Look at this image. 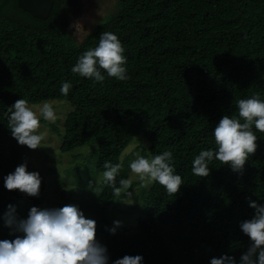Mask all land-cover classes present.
<instances>
[{"label": "trees", "instance_id": "trees-1", "mask_svg": "<svg viewBox=\"0 0 264 264\" xmlns=\"http://www.w3.org/2000/svg\"><path fill=\"white\" fill-rule=\"evenodd\" d=\"M115 6L108 21L77 43L68 31L72 0H54L46 20L22 10L18 0H0V239L22 235L5 224L8 205L18 221L48 198L42 177L35 196L4 187V176L20 163L32 171V148L11 135L8 107L19 98L30 105L62 100L71 105L63 129L47 123L62 140L60 153L92 143L96 172L105 160L120 164L119 186L127 178L122 155L138 142L146 157L171 151L182 178L175 194L157 182L144 190L135 226L121 232L108 230L119 205L110 186L94 201L82 200L79 208L96 221L95 239L106 247L108 264L137 254L143 264H210L222 254L238 261L250 244L240 229L254 211L248 199L264 203V132L253 125L257 147L240 171L213 159L209 174L196 176L191 161L201 149L215 148L212 129L221 116L238 115L236 100L254 93L264 99V0H118ZM103 31L121 41L126 80L93 82L71 72ZM65 80L67 95L59 92Z\"/></svg>", "mask_w": 264, "mask_h": 264}, {"label": "clouds", "instance_id": "clouds-1", "mask_svg": "<svg viewBox=\"0 0 264 264\" xmlns=\"http://www.w3.org/2000/svg\"><path fill=\"white\" fill-rule=\"evenodd\" d=\"M74 35L79 36L81 25L75 22ZM126 56L118 36L111 31H103L94 47L80 54L71 67V72L90 78L93 82H103L105 76L116 80L127 79ZM103 70V71H102ZM70 81L60 83L59 92L67 95ZM238 115H223L212 129L215 148L201 149L191 161V171L196 176L209 174V163L213 159L228 164L233 171L243 169L249 154L256 150L257 136L253 131L264 132V99L254 93L247 98L236 100ZM8 127L11 135L19 144L37 148L45 138L40 129V120L54 121L56 113L52 105L42 103L33 108L19 98L8 107ZM173 154L165 150L150 156L137 155L128 163V168L140 183L157 182L166 192L175 194L182 184L180 174L172 164ZM100 177L95 180L92 191L99 195L104 186H110L114 194L128 189L130 180L121 178L116 186L115 177L120 164L105 160ZM6 189H19L28 195L39 193L41 176L37 171H28L25 163H20L14 171L4 176ZM254 210L250 219L240 223V229L250 239L247 250L239 260L227 254L219 258L212 257L210 264H264V203L248 199ZM5 224L14 225L16 235L13 239H0V264H108L107 249L95 239L96 221L86 218L75 204L58 208H38L32 206L26 218L15 220L11 213L14 206L8 205ZM121 222L113 221L109 232L115 233ZM112 264H143V257L124 255L112 261Z\"/></svg>", "mask_w": 264, "mask_h": 264}, {"label": "rangeland", "instance_id": "rangeland-1", "mask_svg": "<svg viewBox=\"0 0 264 264\" xmlns=\"http://www.w3.org/2000/svg\"><path fill=\"white\" fill-rule=\"evenodd\" d=\"M117 1L72 0L74 16L70 25L79 22L81 29L79 36H77L74 35L73 28L69 25L68 31H70L71 39L81 43L98 23L101 24L108 21L112 13H115ZM44 102L52 105L56 113V119L54 121L40 120V129L38 130L45 132V138L42 144L37 148H32V151L27 156L28 167L32 171L39 172L48 191L47 201L39 208H58L69 204H75L80 207L82 200L94 201L101 194L97 195L94 193L90 186V182L94 186L95 180L101 174L95 170L97 160L96 155H93L95 148L89 145L92 144L89 142L72 152L60 153L62 140L47 123L54 124L55 127L62 130V122H64L65 116L71 110V105L62 100ZM39 105L31 104L30 106L37 108ZM144 147L147 148V144H144ZM137 155L143 156V150L140 149L138 142L131 143L122 155V161L126 160L127 163V165L122 163V168H126L127 179L130 180V184L128 189H122L117 194L116 200L119 205L112 209L111 216L108 218L111 227L114 226V220L121 222L116 227L115 232L122 231L119 227L129 229L135 226L136 220L141 213L139 210L140 202L142 201L140 195L144 190H149L154 183L142 185L136 175L130 172L128 163ZM83 163H85L84 166H82Z\"/></svg>", "mask_w": 264, "mask_h": 264}, {"label": "water", "instance_id": "water-1", "mask_svg": "<svg viewBox=\"0 0 264 264\" xmlns=\"http://www.w3.org/2000/svg\"><path fill=\"white\" fill-rule=\"evenodd\" d=\"M54 0H18L19 7L34 18L46 20L53 8Z\"/></svg>", "mask_w": 264, "mask_h": 264}]
</instances>
